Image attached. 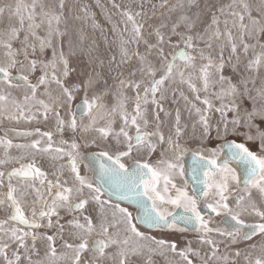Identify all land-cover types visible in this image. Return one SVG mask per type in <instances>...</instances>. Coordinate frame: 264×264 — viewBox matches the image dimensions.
Segmentation results:
<instances>
[{"label":"snow or ice","instance_id":"6c2138e0","mask_svg":"<svg viewBox=\"0 0 264 264\" xmlns=\"http://www.w3.org/2000/svg\"><path fill=\"white\" fill-rule=\"evenodd\" d=\"M94 6L0 4V264H264V0Z\"/></svg>","mask_w":264,"mask_h":264},{"label":"rangeland","instance_id":"374dc122","mask_svg":"<svg viewBox=\"0 0 264 264\" xmlns=\"http://www.w3.org/2000/svg\"><path fill=\"white\" fill-rule=\"evenodd\" d=\"M5 2L14 4L16 2V0H0V4L5 3ZM80 2L93 4V9L92 10L93 11H97L98 16H99V9L95 8V6H94L95 5V0H80ZM101 2L107 4L108 0H101ZM118 2H120V0H118ZM158 2H159V0H153V3H158ZM109 7H110V5H109ZM116 19H118V18H116ZM101 20H102V17H101ZM5 123H7V122H5ZM19 127L20 128H29V127H33L34 128V127H36V125L35 124L28 125V124H26V123H24L22 121L21 124L19 125ZM40 127L42 128V130H44V128L46 126L40 125ZM9 135L13 139L14 142H24L25 140L29 139V138L20 139L21 137L20 138H14V137L11 136V133ZM13 152H15V149H13Z\"/></svg>","mask_w":264,"mask_h":264},{"label":"water","instance_id":"95a60500","mask_svg":"<svg viewBox=\"0 0 264 264\" xmlns=\"http://www.w3.org/2000/svg\"><path fill=\"white\" fill-rule=\"evenodd\" d=\"M186 165L189 169L191 168V159L190 158L186 161Z\"/></svg>","mask_w":264,"mask_h":264},{"label":"flooded vegetation","instance_id":"af4514ba","mask_svg":"<svg viewBox=\"0 0 264 264\" xmlns=\"http://www.w3.org/2000/svg\"><path fill=\"white\" fill-rule=\"evenodd\" d=\"M11 136L14 138H20V137H16L14 134H11ZM22 138H26V137H21L20 139H22Z\"/></svg>","mask_w":264,"mask_h":264}]
</instances>
